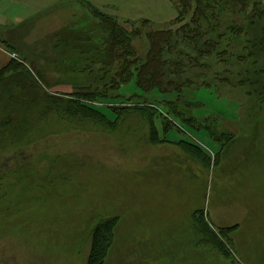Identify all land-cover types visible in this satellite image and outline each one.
Here are the masks:
<instances>
[{
	"label": "rangeland",
	"instance_id": "1",
	"mask_svg": "<svg viewBox=\"0 0 264 264\" xmlns=\"http://www.w3.org/2000/svg\"><path fill=\"white\" fill-rule=\"evenodd\" d=\"M14 11L28 29V39L14 43L23 58L15 57L50 92L92 86L100 96L89 104L112 124L52 113L27 143L0 150V259L86 264L92 228L118 216L104 264H231L193 224L191 213L203 209L214 229L240 224L232 236L236 263L264 264V17L241 26L231 12L241 11L213 2L197 40L181 34L166 49L162 90L144 92L135 75L114 84L119 63L105 74L73 46L95 21L88 4ZM171 25L138 24L137 57L146 58L148 30ZM143 111L165 142H152ZM189 118L234 134L219 166L208 170L184 149L181 142L196 143L213 159L220 149L208 132L182 122Z\"/></svg>",
	"mask_w": 264,
	"mask_h": 264
},
{
	"label": "trees",
	"instance_id": "2",
	"mask_svg": "<svg viewBox=\"0 0 264 264\" xmlns=\"http://www.w3.org/2000/svg\"><path fill=\"white\" fill-rule=\"evenodd\" d=\"M173 1L176 3L178 16L171 22L172 25L146 32L149 50L145 60L137 57L133 40L143 32L142 27L137 26L138 24L144 26L152 24V22L148 19L120 21L119 18L100 11L90 2L86 3L92 9L95 21L90 23V26L85 28L84 31L75 35L78 45L73 46L78 50L80 49L81 54L85 56L87 66L92 63H101L105 74L109 73L119 63L114 76V84L117 82L126 83L135 75L137 87L144 92H151L162 90L167 64L164 55L166 49L172 44L174 37L184 34L186 40H197L200 36V31L197 29L201 26L203 18L207 17V11L212 8L213 2L225 3L231 5L238 12L241 11L237 14L235 11H231L241 26L245 23L254 24L259 18L264 17L262 0ZM129 25L132 28H129ZM239 31H241L240 28ZM188 32H193V34ZM0 42L10 51L22 57L20 50L1 36ZM81 43L90 45V47L81 48ZM259 47L264 54V25L260 31ZM212 50L213 47H209V52H212ZM35 74L26 64L21 63L17 57H14L6 67L0 69V150L27 143L30 137L28 133L31 129L38 121L47 118L52 113L67 119L80 117L106 126L112 124L105 111L89 104V102H94L100 96L99 91L93 90L92 86L73 87L70 92L56 94L48 91ZM163 91H166V89H163ZM113 111L117 113L118 108H114ZM146 114L153 128L152 142H165L166 139L161 138L159 133H156V131H159L156 130L158 127H155L156 119L153 118L151 113ZM182 122L196 130H205L212 141L220 144V149L213 159L198 144L181 142L184 149L206 169L209 170L214 166H219L222 157L229 154L233 149L234 134L232 132L219 131L205 124L197 125L192 118L182 119ZM163 128L164 130L169 129L166 125ZM191 214L193 224L202 234L206 240L205 242L218 250L226 259H233L231 264H238L235 261L232 236L240 229V224L217 230L207 221L205 210L199 209ZM118 223V216L100 217L97 224L92 228L91 248L86 264H104L115 242V230Z\"/></svg>",
	"mask_w": 264,
	"mask_h": 264
},
{
	"label": "crops",
	"instance_id": "3",
	"mask_svg": "<svg viewBox=\"0 0 264 264\" xmlns=\"http://www.w3.org/2000/svg\"><path fill=\"white\" fill-rule=\"evenodd\" d=\"M64 1L67 0H0V35L13 45L16 41L20 43L28 39V29L23 24L26 20L15 17L14 10L18 5L44 11ZM78 2L84 5L90 2L100 11L113 15L120 21L148 19L154 24L165 25L173 22L178 16L177 6L173 0H78ZM13 55L14 53L0 42V69L9 64Z\"/></svg>",
	"mask_w": 264,
	"mask_h": 264
},
{
	"label": "flooded vegetation",
	"instance_id": "4",
	"mask_svg": "<svg viewBox=\"0 0 264 264\" xmlns=\"http://www.w3.org/2000/svg\"><path fill=\"white\" fill-rule=\"evenodd\" d=\"M0 264H11V262L5 259H0Z\"/></svg>",
	"mask_w": 264,
	"mask_h": 264
}]
</instances>
